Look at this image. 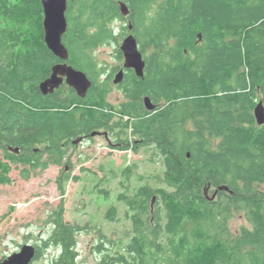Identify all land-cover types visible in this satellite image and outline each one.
Instances as JSON below:
<instances>
[{
	"label": "trees",
	"instance_id": "trees-1",
	"mask_svg": "<svg viewBox=\"0 0 264 264\" xmlns=\"http://www.w3.org/2000/svg\"><path fill=\"white\" fill-rule=\"evenodd\" d=\"M67 19L68 62L92 81L85 97L63 85L42 92L62 62L45 41L42 0H0V185L12 181L14 167L29 180L61 165L64 146L112 122L109 68L95 51L115 43L120 52L121 39L133 33L144 76L126 77L131 99L110 127L121 150L152 148L161 185L117 196L132 233L109 238L98 228L97 264H264V124L254 112L264 103V0H70ZM145 95L155 109L144 108ZM132 173L127 166L124 178ZM209 183L218 198L206 196ZM236 213L247 224L232 233ZM64 214L63 206L52 213L53 230L36 243L34 261L57 247L53 264H77V234L92 226L66 222ZM106 217L116 222L118 206Z\"/></svg>",
	"mask_w": 264,
	"mask_h": 264
},
{
	"label": "rangeland",
	"instance_id": "rangeland-1",
	"mask_svg": "<svg viewBox=\"0 0 264 264\" xmlns=\"http://www.w3.org/2000/svg\"><path fill=\"white\" fill-rule=\"evenodd\" d=\"M118 24L121 29L124 22ZM117 45L112 43L100 46L95 51L96 58L104 65L114 64ZM122 99L118 89L109 96L113 103ZM102 141L96 139L87 146H73L71 167L50 165L29 180L20 175V168H13L10 172L12 181L0 185V259L19 251L27 243L42 244L43 238H47L54 227L52 213L61 206L65 208L66 222L82 226L90 223L92 226L77 234V264L98 263L101 255L95 246L101 238L99 229L109 238L124 236L129 231L132 233V222L126 217L127 207L117 196L122 192L131 195L135 188L145 183L161 185L157 182L162 172L160 159L156 157V162L152 160V148H140L139 151L134 147L112 150L106 144L100 145ZM127 166L132 167L133 173L125 179L123 173ZM97 184L100 189L106 188L109 191V199L102 196L98 186L95 187ZM111 204L118 206L119 219L116 222L106 217ZM244 224H247L245 215L236 213L229 227L232 233H236ZM108 246L111 243L108 242ZM59 254V248L52 247L44 251L41 259L32 263L53 264L52 261Z\"/></svg>",
	"mask_w": 264,
	"mask_h": 264
},
{
	"label": "water",
	"instance_id": "water-1",
	"mask_svg": "<svg viewBox=\"0 0 264 264\" xmlns=\"http://www.w3.org/2000/svg\"><path fill=\"white\" fill-rule=\"evenodd\" d=\"M70 0H42L44 9V30L45 41L53 53L64 60L57 63L52 68V74L41 83L42 92L47 94L54 92L56 88L66 79V82L73 87L79 96L85 97L87 91L92 85L91 79L87 73L81 69H76L68 63L69 50L63 42V36L68 29L67 11ZM121 12L124 16L129 14L128 5L125 2L120 3ZM132 29V25H129ZM120 48L125 56V66L134 68L139 77L144 76L146 62L140 50L137 37L131 33L127 35ZM123 72H120L115 82H121ZM146 106L148 109H154L149 97L146 98ZM255 117L259 125L264 124V103L261 100L255 107ZM18 151V148L15 149ZM221 190H228L227 185H222ZM36 245L27 243L4 259H0V264H31L36 257Z\"/></svg>",
	"mask_w": 264,
	"mask_h": 264
},
{
	"label": "flooded vegetation",
	"instance_id": "flooded-vegetation-1",
	"mask_svg": "<svg viewBox=\"0 0 264 264\" xmlns=\"http://www.w3.org/2000/svg\"><path fill=\"white\" fill-rule=\"evenodd\" d=\"M129 25H132L129 23ZM120 52L117 51L116 49V53L114 54L113 60L115 61L114 64L111 65H106L107 68H109L104 74L103 77L108 79L111 83H110V89L107 93L106 96V100L109 103V108H111V115L113 114V120H120V116L122 115V104L123 103H127V100L129 101L131 99V97L128 95L124 85L126 84L127 81L126 77L130 74V73H136L134 68H127L125 66V56L121 50V48H119ZM152 51V50H150ZM142 52V51H141ZM143 54V58L146 62V58H145V54L142 52ZM62 62H64V60H62ZM60 63V62H59ZM69 63V62H68ZM70 64V63H69ZM78 69V68H76ZM123 72V77L121 82L116 83L115 79L117 77V75ZM52 74V72H51ZM50 74V75H51ZM138 76V75H137ZM68 86L71 87L67 82L66 79H64V82L60 85V86ZM73 88V87H71ZM58 89V88H56ZM55 89V90H56ZM74 89V88H73ZM118 89L119 92L121 93V97L123 98L121 101H118L117 103H113L112 101L109 100V96L114 92V90ZM75 90V89H74ZM76 91V90H75ZM77 93V91H76ZM78 94V93H77ZM148 96H142L143 98V106L144 108H146L147 110H153V109H148L146 106V98ZM150 98V97H149ZM151 99V98H150ZM151 103L154 105V109L157 107V104L151 99ZM129 117L128 115H125V118ZM112 120V122H108V124H106V126L103 127H96L93 128L90 132H83L80 135L77 136V138H75L74 140H72L71 145L72 146H64V159L61 165H65L66 168L71 167L72 164V155H73V146H77V145H81L82 146H87L89 144H92L95 142L96 139H102V143H100V145L106 144L107 146H109L112 150H116V149H120L119 146L121 145V141H119L118 139V134L117 131H114L111 129L110 125H113L114 121ZM83 160V159H80ZM84 164V163H82ZM205 193L206 196L209 199H216L218 198V188H213L212 184H208V186L205 188ZM214 190V191H213ZM211 191H213L212 195H211Z\"/></svg>",
	"mask_w": 264,
	"mask_h": 264
}]
</instances>
